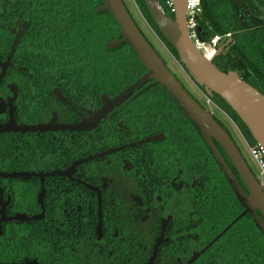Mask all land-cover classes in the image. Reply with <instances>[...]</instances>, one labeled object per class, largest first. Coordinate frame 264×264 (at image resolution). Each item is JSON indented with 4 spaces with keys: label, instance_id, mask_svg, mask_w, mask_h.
Wrapping results in <instances>:
<instances>
[{
    "label": "flooded vegetation",
    "instance_id": "obj_1",
    "mask_svg": "<svg viewBox=\"0 0 264 264\" xmlns=\"http://www.w3.org/2000/svg\"><path fill=\"white\" fill-rule=\"evenodd\" d=\"M20 5L0 0V264H149L154 253L151 264H194L239 220L219 231L207 215L213 166L201 134L185 130L195 144L189 162L183 129L130 113L151 81L90 130H34L89 118L143 73L96 100H73L65 67L48 65L44 44L29 40Z\"/></svg>",
    "mask_w": 264,
    "mask_h": 264
},
{
    "label": "trees",
    "instance_id": "obj_2",
    "mask_svg": "<svg viewBox=\"0 0 264 264\" xmlns=\"http://www.w3.org/2000/svg\"><path fill=\"white\" fill-rule=\"evenodd\" d=\"M14 1L19 5L24 4L29 19V40L33 42L35 49H40V43H43L46 63L65 67L63 75L72 80L73 100L79 102L80 99L86 100L90 96L96 100L101 93L110 94L124 86L129 78L134 79V75L137 74L139 77L144 73L142 64L128 43H122L113 49L107 47L111 41L120 39L121 36L117 24L107 11L95 12L102 6L100 0ZM133 2L147 27L152 31L151 34L165 45L179 63L176 52L153 24L143 0H133ZM158 2L165 10L163 0ZM200 2L197 38L202 42H208L216 36L230 35L231 38L227 48L215 58L214 65L223 73H236L242 81L264 96V0H200ZM140 33L142 34L141 31ZM142 35L157 54L144 34ZM180 66L182 67L181 64ZM183 70L185 71L184 68ZM200 90L204 92L203 89ZM189 95L192 96L190 93ZM134 98L139 102L135 103L130 113L157 115L156 123H164L163 116H165L168 122L165 129L173 132L184 130L189 143L188 159L189 162L193 161L189 147L195 144L191 142V137L185 130H196V127L189 119V126L185 124L182 125L183 128L179 126L178 122L182 120L180 117L185 115L169 93L159 84L151 81ZM211 101L229 117L244 141L248 145H253V139L235 113L218 96L214 95ZM166 115H169L168 119ZM213 118L228 132L220 119ZM157 128L159 129V126ZM201 141L206 151L205 162L213 166L210 174L212 178L210 183L206 184L209 188L205 192L207 194L205 199L209 200L212 211L207 215L218 223L214 222L215 226L220 225L219 231L230 221L237 219L240 213L242 217L194 264H264L263 235L255 226L251 215L244 213L243 204L224 178L203 138ZM206 167L209 169L207 165ZM233 174L241 184V188L246 191L238 180L237 173L233 171ZM213 213L215 216H212Z\"/></svg>",
    "mask_w": 264,
    "mask_h": 264
},
{
    "label": "water",
    "instance_id": "obj_3",
    "mask_svg": "<svg viewBox=\"0 0 264 264\" xmlns=\"http://www.w3.org/2000/svg\"><path fill=\"white\" fill-rule=\"evenodd\" d=\"M102 6L96 13L107 11L118 26L120 39L111 41L107 47L113 49L122 43H128L135 56L144 68L142 76L114 99L102 97L103 106L94 115L72 125L44 126L34 130L84 131L92 129L110 110L119 107L136 90L150 81L164 88L177 107L190 119L203 137L208 150L218 164L224 177L232 186L234 193L244 206V213H249L255 226L264 237V192L249 167L241 157L238 149L228 134L214 121L212 115L203 109L183 88L179 81L169 72L164 63L147 43L140 33L122 0H100ZM175 13L170 17L160 6L158 0H143L145 8L162 37L174 49L179 63L185 69L188 77L199 89H203L208 98L218 96L246 127L254 144L264 152V96L256 89L242 81L234 72L223 73L215 65L214 60L231 42L229 37L216 50L211 59H207L198 51L189 38L185 24V0H171ZM57 94V93H56ZM62 102H66L57 94ZM215 143L223 150L233 169L240 178L246 192L241 188L226 162L216 149ZM77 161L75 167L82 162ZM70 170L60 173L66 175ZM241 217V216H240ZM238 217L236 220H238ZM235 222V221H234ZM153 254L149 264L153 261ZM25 264H36L27 262Z\"/></svg>",
    "mask_w": 264,
    "mask_h": 264
},
{
    "label": "rangeland",
    "instance_id": "obj_4",
    "mask_svg": "<svg viewBox=\"0 0 264 264\" xmlns=\"http://www.w3.org/2000/svg\"><path fill=\"white\" fill-rule=\"evenodd\" d=\"M125 8L130 13L132 19L134 20L135 24L137 25L138 29L144 34L147 40L150 42L152 47L155 49L157 54L159 55L160 59L169 70V72L176 77L181 85L208 111L212 113L216 119H220L228 131L233 143L237 147L241 157L249 167L250 171L256 178L258 182H261V177L259 174V170L257 169L253 159L251 158L249 151L245 145L244 138L238 132L237 127L229 120L225 119L221 116L218 112L213 109L208 108L205 106L203 100L200 98L198 94L199 88L194 85L192 80L188 77L187 73L183 70L180 64L173 58L170 52L167 50L165 45L152 33L147 24L145 23L144 19L140 15L139 11L137 10L133 0H122Z\"/></svg>",
    "mask_w": 264,
    "mask_h": 264
},
{
    "label": "built area",
    "instance_id": "obj_5",
    "mask_svg": "<svg viewBox=\"0 0 264 264\" xmlns=\"http://www.w3.org/2000/svg\"><path fill=\"white\" fill-rule=\"evenodd\" d=\"M163 5L165 8V12L168 15L173 16L175 13L174 4L171 0H163ZM201 13V2L200 0H185V24L186 29L189 35V38L192 40L195 48L202 53L204 57L207 59H211L215 56L217 48L225 42L226 39L230 37V35H225L223 37H214L208 42H202L197 38L196 29H197V17ZM198 94L200 98L203 100L205 106L210 109L215 110L222 117L231 121L227 115H225L212 101L210 98L206 96L204 92L198 90ZM208 112V111H207ZM209 113V112H208ZM212 115V113H210ZM232 122V121H231ZM253 162L255 163L257 169L259 170V174L261 177V182H258L264 192V152L263 150L256 144L248 145L244 142Z\"/></svg>",
    "mask_w": 264,
    "mask_h": 264
}]
</instances>
